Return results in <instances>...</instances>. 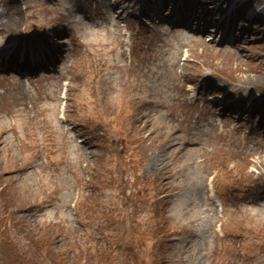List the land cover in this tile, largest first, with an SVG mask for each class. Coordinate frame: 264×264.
Returning <instances> with one entry per match:
<instances>
[{"label": "rangeland", "instance_id": "1", "mask_svg": "<svg viewBox=\"0 0 264 264\" xmlns=\"http://www.w3.org/2000/svg\"><path fill=\"white\" fill-rule=\"evenodd\" d=\"M3 1L1 47L51 49L59 70L0 71V264H264L258 106L237 119L186 90L264 88V0L223 42L153 30L129 0Z\"/></svg>", "mask_w": 264, "mask_h": 264}, {"label": "trees", "instance_id": "2", "mask_svg": "<svg viewBox=\"0 0 264 264\" xmlns=\"http://www.w3.org/2000/svg\"><path fill=\"white\" fill-rule=\"evenodd\" d=\"M18 254H20L19 252H17ZM21 257V256H20Z\"/></svg>", "mask_w": 264, "mask_h": 264}, {"label": "bare ground", "instance_id": "3", "mask_svg": "<svg viewBox=\"0 0 264 264\" xmlns=\"http://www.w3.org/2000/svg\"><path fill=\"white\" fill-rule=\"evenodd\" d=\"M204 28V27H203Z\"/></svg>", "mask_w": 264, "mask_h": 264}]
</instances>
